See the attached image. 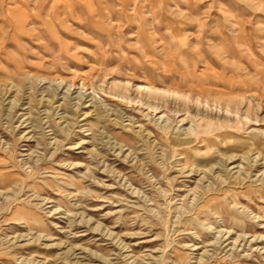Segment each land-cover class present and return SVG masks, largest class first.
Masks as SVG:
<instances>
[{
    "label": "rangeland",
    "instance_id": "obj_1",
    "mask_svg": "<svg viewBox=\"0 0 264 264\" xmlns=\"http://www.w3.org/2000/svg\"><path fill=\"white\" fill-rule=\"evenodd\" d=\"M0 264H264V0H0Z\"/></svg>",
    "mask_w": 264,
    "mask_h": 264
},
{
    "label": "bare ground",
    "instance_id": "obj_2",
    "mask_svg": "<svg viewBox=\"0 0 264 264\" xmlns=\"http://www.w3.org/2000/svg\"><path fill=\"white\" fill-rule=\"evenodd\" d=\"M154 93V92H153Z\"/></svg>",
    "mask_w": 264,
    "mask_h": 264
}]
</instances>
